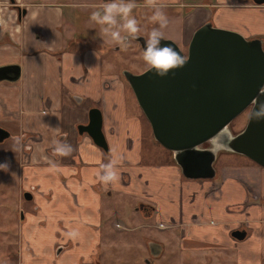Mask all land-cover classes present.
<instances>
[{
    "label": "crops",
    "instance_id": "0c3cea01",
    "mask_svg": "<svg viewBox=\"0 0 264 264\" xmlns=\"http://www.w3.org/2000/svg\"><path fill=\"white\" fill-rule=\"evenodd\" d=\"M101 1L26 0L22 6L18 5L20 9H24L20 18L17 17L18 13L13 11L14 8L10 9L18 20H14L16 27L13 26L16 37L14 36V39L11 37L13 41V44H10L13 47L12 51L9 52L11 58L9 55L6 58L2 56L0 61H16L20 66L21 76L17 82L9 86H0V99H4L3 106L12 105L19 129L43 137V145H37L38 148L40 147L38 151L42 154L45 163L57 164L60 176L64 178L61 185L60 179L57 182L48 170L44 176L39 177L43 182L42 187L47 197L44 201L46 226L58 230L66 229L68 232L78 229L79 233L82 232L81 229H86L85 239L82 240L86 244L84 249H92L96 234L93 235V230L90 229L94 227L95 233L98 230H96L99 221L98 207L103 192L111 195V188H113L117 189L119 194L126 193L137 197L138 201L148 202V198L153 195L151 193L153 190H158L159 193L163 190L164 192L170 191L169 194L171 192L177 194V202L184 200L185 197L187 203L194 202L197 211L199 205L203 203L199 201V198L207 195L206 191L209 187L214 189L212 196L215 197H211L210 202L221 201V204L215 208L219 217L248 219L250 232L244 239L253 238V243L243 247L246 251L245 255L251 259L264 257V166L248 157H232L238 154L231 153L229 157L219 159L218 180L213 182L200 180L196 181L197 185L189 183L185 188H189V193L187 190L188 195L186 194L185 197L181 196V189L170 190L165 184L158 187L159 179L165 180L166 175L160 172L154 173L151 168L141 166L143 123L138 118L136 105L134 104L133 110L129 108L118 75L101 67L100 55L94 49L81 46L80 54H76L63 47L65 42L61 34L56 31L58 24L63 22V7L100 6ZM170 3L172 2L169 0H154L153 5H149L147 0L135 2L136 6H143L151 11L157 8H167L164 6H171ZM212 4L224 9L222 15L216 16L218 22H212L214 25L236 30L245 37L264 38V3L256 4L252 0H216ZM152 16H150L151 19ZM191 26L192 24L187 22L184 24V29H190ZM51 37L53 39L49 40ZM188 41L189 37L184 36L180 42L182 45H187ZM43 46H49L51 51L45 50ZM55 51L60 52L59 55ZM73 95L80 96L81 101L84 96H93L95 103L99 104L97 106L102 112V130L107 143V151L93 143L86 134L69 135L66 133L64 117L67 112L65 111L72 108V103L64 97L71 98ZM5 98H8L9 102H6ZM59 132L60 136L57 138ZM149 138L151 142L158 143L151 137V133ZM56 139L72 145L71 155L58 156V158L52 156L56 155L51 150L55 148ZM113 159L119 161L114 167L120 179L115 183L104 184L98 179L97 173L103 175V166ZM91 160L94 162H90ZM172 169L175 170L177 179L183 184L178 166ZM50 189H52L51 193ZM71 192L76 194L75 199L71 197ZM250 193L251 195L256 193L259 197L250 198ZM193 194L196 201L191 198ZM150 204L152 205L151 202ZM240 204L244 206L242 211L235 210ZM227 206L231 208V213L227 212ZM201 212L207 214L206 208H202ZM51 213L54 214L55 219H59V224L53 219L50 220ZM194 213H196L194 210L186 211L181 206L173 214L180 220L179 222L184 220V223L189 226L193 224L192 219L196 216H192ZM77 216L80 221L76 222ZM224 219L221 220L222 224ZM82 220L86 222H81ZM224 228L225 226H222L221 238L227 239ZM209 229L210 227L205 230ZM191 230L196 232V229ZM206 235L208 237V234ZM76 239H79V236ZM232 240L229 243L231 249H235L233 242L236 239ZM238 247L242 249L240 243ZM249 247H252L253 252L249 250ZM239 252L236 253L237 260ZM243 263L248 264L249 262L243 261Z\"/></svg>",
    "mask_w": 264,
    "mask_h": 264
},
{
    "label": "rangeland",
    "instance_id": "374dc122",
    "mask_svg": "<svg viewBox=\"0 0 264 264\" xmlns=\"http://www.w3.org/2000/svg\"><path fill=\"white\" fill-rule=\"evenodd\" d=\"M18 1L19 6H22L26 0ZM82 1L87 2V0ZM102 1L108 3L113 2V0ZM169 1L172 2L170 3L172 4L171 6H164L167 8H157L152 11L143 6H136L133 8L130 15L137 20L138 26L140 27V32L138 34L144 36L146 41L151 30L157 28L163 33V36L171 38L184 53H186L187 45H182L180 42L181 38L185 36L190 39L193 30L205 20L217 23L218 20L216 16L222 15L224 11V9L217 8L212 4L216 0ZM116 2L119 3L121 0H116ZM73 7L74 8L63 7V22L62 24L59 23L56 29L65 42L63 47L76 54H80L79 48L81 46L94 49L100 55L101 67L106 71L118 75L129 108L133 110L134 104L136 105L135 109L137 107V113L139 114L138 118L143 123L144 139L141 148V166L144 168H151L154 173L160 172L166 175L165 180L159 179L158 187L165 184L168 185L170 190L181 189V196L183 195V197H185L187 190L189 193V188L185 189L188 187L189 183L197 185L196 181L200 180L211 182L218 180L219 159L229 157L233 152L220 151L216 153V158L213 163L215 168L214 177L209 179H189L180 175V179L184 181V183L181 184L180 180L177 179L178 176L175 174V170L172 169V167H177V165L173 161L171 151L162 147L159 143L151 142L149 138L151 133L149 123L139 106L135 103V97L121 74L122 69L139 72L148 66L143 60V51L139 43L131 37L127 38V35L130 34L122 27L125 22L123 18L117 15L115 17L116 24L110 27L112 31H120L121 36L125 37L124 44H126L127 47L110 41V38L104 35L102 29L109 27L108 25H99L90 19L94 11L99 10L101 14L103 13L102 6L83 5L76 7L75 5ZM10 9H13L10 0H0V58L2 56L6 58L7 55L11 58V54L9 53L12 51L11 48H13L10 45L13 44L11 37L13 39L16 37L13 27L16 25L15 21H18L16 15L15 17L13 16V11L16 13V9L14 8L15 10L13 9V11H10ZM157 10L164 11L167 17L168 23L163 28H160L159 23L153 22L150 18L152 13L154 14ZM187 22L192 24L190 29H184V24ZM52 39L53 37L49 38V40ZM42 48L51 51L49 46H43ZM55 52L58 53V51ZM64 98L72 103V108L65 111L67 115L64 117V127L67 134L75 135V121L86 119L89 107L99 104L95 103L93 96H84L80 102H75L73 96L71 98L65 96ZM248 112L249 108H245L230 122L229 126L232 132L239 130L244 125ZM106 157L108 161L107 154ZM232 157L245 158L246 156L238 154ZM90 162L94 161L91 160ZM207 188V195L205 194V197L199 198V201L203 203L199 205L197 211V207H194V202L187 203L186 197L184 200L181 199L177 202L178 197L176 193L171 192V194H169L170 191L164 192V190L159 193L158 190H153L151 192L153 195L151 198H148L153 204L151 213H147L148 210L141 212L136 208L138 205L137 197L127 195L124 192V194H119L120 192L117 191V189L114 190L111 188V195H106V193L103 192L100 196L101 200L98 207L99 221L96 226V230L98 229L97 232L95 233L94 227L90 229L96 234V244H98L95 248L96 251L95 255L92 256V260L87 257V254L93 247L92 249H84L86 244L82 242V240L85 239L87 230L81 229L82 232L78 235L79 239L72 238V247L63 251L58 257L54 256V262L56 264H72L74 261L73 259L80 257V259H83V261H79L80 264H244L243 261L249 262L248 264H264V257L251 259L245 255L246 251L243 250V247L252 244L253 238L236 239L233 242L235 243V249H231L229 241L232 242L233 237L230 235V231L235 228H244L247 235V233L250 232V228L248 227L249 221L243 217L231 219L230 217H224L225 219L219 217L215 208L221 204V201L211 203L210 198H215L212 196L214 189ZM249 197L252 198L251 193ZM191 198L192 200H197L194 194ZM201 198H203V200H201ZM181 206H183L186 211L194 210V212H196L192 215H196L192 219L193 224L188 226L184 223V220L183 222H179L180 220L174 216L173 213L176 212L177 208H181ZM212 206L214 207L213 209L211 208ZM204 207L206 208L207 214L201 212V209ZM243 207L244 206L240 204L235 210L242 211ZM226 210L227 212L229 211L228 213H231V208L229 206L226 207ZM169 215L172 217H168ZM224 215L226 214L224 213ZM223 219L225 221L222 224L221 220ZM75 220L76 222L80 221L79 216H77ZM81 222L85 223L86 221L82 220ZM117 224L119 225L117 226ZM219 224L223 227L225 226L224 234L227 239L221 238V231L223 229L221 225L218 226ZM209 227V230H205ZM191 229H196V232L194 233ZM201 232L208 234V237ZM44 238L45 241L46 239L51 240L52 236L46 234ZM147 239H156L161 242L163 244L162 253L159 252L155 255L156 257H150L145 245ZM238 243L242 245L241 250L238 247ZM40 248L45 254L40 258L36 257L34 259H29L25 264H43L44 256L48 253H46L47 249H44L42 245ZM249 250L252 251V247H249ZM238 251L240 252L238 253L239 259L237 260L236 253ZM47 256L48 255H46V257ZM50 257L52 258V256ZM144 257L148 259V262L143 261Z\"/></svg>",
    "mask_w": 264,
    "mask_h": 264
},
{
    "label": "water",
    "instance_id": "95a60500",
    "mask_svg": "<svg viewBox=\"0 0 264 264\" xmlns=\"http://www.w3.org/2000/svg\"><path fill=\"white\" fill-rule=\"evenodd\" d=\"M133 39L144 51V36L137 34ZM165 44L188 58L183 67L172 69L163 77L156 75L155 69L149 71V66L139 72L122 69L121 74L150 125L153 139L171 151L182 175L189 179L212 178L216 153L209 151V139L222 128L230 129V122L245 108L250 111V101L264 93V38L245 37L206 20L193 30L186 53L171 38L163 36L161 45ZM14 66L11 80L20 71L19 64ZM73 97L76 101L81 99ZM260 99L264 100V96ZM101 126L100 109L92 106L86 123H79L76 128L107 151ZM231 136L227 152L242 154L264 166V120L249 123L246 119L239 130L231 131ZM231 235L242 239L245 229H233ZM154 243L158 248L156 255L161 244Z\"/></svg>",
    "mask_w": 264,
    "mask_h": 264
},
{
    "label": "flooded vegetation",
    "instance_id": "af4514ba",
    "mask_svg": "<svg viewBox=\"0 0 264 264\" xmlns=\"http://www.w3.org/2000/svg\"><path fill=\"white\" fill-rule=\"evenodd\" d=\"M10 4L12 8L16 9L18 13L17 17L19 16L20 18L22 9L18 7L19 4L17 1H10ZM59 53L60 52H58V55ZM14 64L18 63L11 60L0 61L1 87L9 86L19 80L21 76L20 71L18 77L15 80H11L15 76L14 69H16V67ZM5 100L9 102L8 98H5ZM80 101L81 99L79 101L75 100V102ZM10 102L12 101L10 100ZM2 103H4V99L1 98L0 164H3L7 160L10 166L7 171L0 170V264H25L29 259H34L36 257L40 258L45 254L40 248L41 245L44 249H47L46 253H48L46 254L48 255L47 257L46 255L44 256L43 264H56L54 262V256L58 257L63 251L71 248L73 239L67 235L68 231L66 229L58 230L57 228H49V226H46L47 220L44 211V201L47 197L42 187L43 182L39 177L44 176L46 170H48V173L53 176V179L57 182H59L60 179L61 185V181H63L64 178H61L60 171L57 167L55 169L51 167L55 163H45L42 154L38 151L40 147L38 148L37 145H43V137L19 129L17 126L18 120L14 118L12 105L3 106ZM86 121L87 118L84 121H77L75 123L74 129L76 133H78L76 128L77 124L86 123ZM79 134L82 135L86 133L83 132ZM58 136H60V132L57 138ZM16 137H23L19 144L15 141ZM51 150L54 151V148H51ZM52 156L58 158V155ZM47 165L50 166L47 167ZM181 176H183L182 173ZM49 191L51 193L52 189ZM71 197L75 199L76 194L71 192ZM258 197V194H252L253 199H257ZM142 201H138L136 208L141 212L148 210L147 213H151L153 204L150 205L149 202ZM53 215L54 214L51 213L50 220L53 219V221L59 224V219H55ZM118 225L119 224H117V226ZM46 234L51 235L52 239H46L45 241L44 236ZM93 235L95 234L93 233ZM95 238L97 239L96 235ZM233 238L237 239L235 237ZM148 242H150L151 247ZM154 242L160 243L161 249L159 252L162 253L163 251V244L161 242L156 239H147L145 245L150 257H156L154 252H156L158 248L155 247ZM96 243L95 240L93 249L87 254V257L91 260L92 256L95 255V248L98 245ZM50 256H52V258ZM73 260L72 264H76L77 262V264H80L79 261H83L80 257ZM143 261L148 262V259L144 257Z\"/></svg>",
    "mask_w": 264,
    "mask_h": 264
},
{
    "label": "clouds",
    "instance_id": "9594fccd",
    "mask_svg": "<svg viewBox=\"0 0 264 264\" xmlns=\"http://www.w3.org/2000/svg\"><path fill=\"white\" fill-rule=\"evenodd\" d=\"M147 3L153 5L154 0H147ZM134 7H136L135 0H129L128 3H124L123 0L117 3L116 0H113V2L103 5L102 14L99 10L92 12L90 19L96 24L108 25L109 27L102 29L104 35L110 38V41L127 47V45L124 44L125 37L121 36L119 30L112 31L110 26L116 24L115 17L119 15L125 21L122 25L123 29L133 38H136L137 34L140 32V27L138 26L137 20L130 15ZM152 20L153 22H158L160 28L165 27L168 23L165 12L161 10L154 12ZM162 39L163 33L159 29L153 28L148 34V39L143 51V60L149 66L148 70L151 71L155 69L156 75L161 77L166 76L172 69L183 67L188 61L187 57L181 56L171 45H161ZM261 96H264V93H259L250 101L251 110L248 112L247 116L249 123L264 120V100L260 99ZM22 139L23 137H16L15 141L19 144ZM232 139L233 137L231 136L230 129L222 128L218 130V132L213 134L209 139V151L217 153L228 150ZM72 151L73 148L71 144L61 139L55 140L54 152L56 155L66 157L71 155ZM118 162V159H113L110 163L104 165L103 175L97 173L98 179L104 184L118 182L120 176L117 169L114 167ZM9 166L6 160L3 164H0V170L7 171ZM51 167L55 169L57 165L54 164ZM67 235L76 238L79 235V231L78 229H73L68 232Z\"/></svg>",
    "mask_w": 264,
    "mask_h": 264
},
{
    "label": "trees",
    "instance_id": "16d2710c",
    "mask_svg": "<svg viewBox=\"0 0 264 264\" xmlns=\"http://www.w3.org/2000/svg\"><path fill=\"white\" fill-rule=\"evenodd\" d=\"M124 2H129V0H123ZM146 0H135V2H144ZM152 137V136H151Z\"/></svg>",
    "mask_w": 264,
    "mask_h": 264
},
{
    "label": "built area",
    "instance_id": "2783aa9c",
    "mask_svg": "<svg viewBox=\"0 0 264 264\" xmlns=\"http://www.w3.org/2000/svg\"><path fill=\"white\" fill-rule=\"evenodd\" d=\"M106 3H108V2H106V1H102L101 3H99L100 4V6H102L103 7V5L104 4H106Z\"/></svg>",
    "mask_w": 264,
    "mask_h": 264
}]
</instances>
